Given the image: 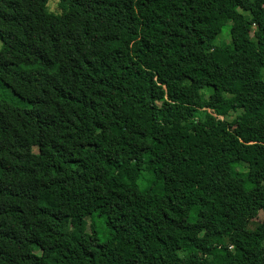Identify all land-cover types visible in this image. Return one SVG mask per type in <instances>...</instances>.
<instances>
[{
	"label": "trees",
	"instance_id": "obj_1",
	"mask_svg": "<svg viewBox=\"0 0 264 264\" xmlns=\"http://www.w3.org/2000/svg\"><path fill=\"white\" fill-rule=\"evenodd\" d=\"M50 2L0 0V264H264V0Z\"/></svg>",
	"mask_w": 264,
	"mask_h": 264
},
{
	"label": "rangeland",
	"instance_id": "obj_2",
	"mask_svg": "<svg viewBox=\"0 0 264 264\" xmlns=\"http://www.w3.org/2000/svg\"><path fill=\"white\" fill-rule=\"evenodd\" d=\"M55 2L56 0H51L50 4H49V9L52 11L55 9ZM221 41H226V42H230V37H229V26L226 27L224 29V32L223 34L218 38V42H221ZM0 48H1V42H0ZM8 89L4 88V87H1L0 86V93H7L8 94ZM131 91L135 94V95H140L141 93V87L138 86V85H134L131 87ZM206 95L209 93V91H205L204 92ZM14 102L20 106V107H24L26 106V103L25 102H22L20 100H14ZM263 218V214L261 213L260 217H259V220H255V223L261 221ZM98 223V228H99V231H104V224L101 223L100 221H97ZM102 238H105V236L103 234H101Z\"/></svg>",
	"mask_w": 264,
	"mask_h": 264
}]
</instances>
